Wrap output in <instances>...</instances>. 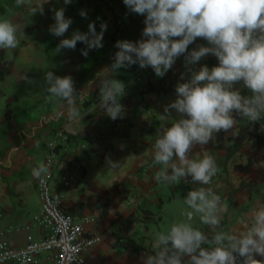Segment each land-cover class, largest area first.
<instances>
[{
  "label": "crops",
  "instance_id": "obj_1",
  "mask_svg": "<svg viewBox=\"0 0 264 264\" xmlns=\"http://www.w3.org/2000/svg\"><path fill=\"white\" fill-rule=\"evenodd\" d=\"M39 3L25 0L17 7L15 0H0V18H10L26 35L20 37L16 49L0 50V243L18 249L28 237H42L34 222L40 206L32 169L43 164L49 152L47 144L52 142L51 194L66 214L92 219L85 232L100 238L82 254L83 263L143 264V257L154 250L156 233L186 220L184 214L189 210L182 199L190 189L179 183L167 186L154 181L162 167L154 164L152 157L156 133L179 119L174 109L164 110L176 99L178 83L189 80L191 72L202 65L211 69L218 61L211 54L193 65L178 60L174 77H151L147 85L134 79L138 65L120 69L115 78L126 85V95L120 100L125 116L113 121L96 109L98 85L105 78V68L113 62L116 42L143 39L144 17L131 13L123 0H72L68 5L63 0H50L43 5V15L31 16L30 9ZM61 7L73 23L63 37H57L48 29L54 24L52 9ZM81 10L87 18L81 17ZM90 22H95L97 32L101 23L107 24L102 48L89 50L85 57L81 50L86 45L77 42L75 50L55 54L61 39L70 38L76 30L87 32ZM199 45L207 46L201 38L189 46L195 49ZM48 70L73 78L83 96L78 97L80 111L86 112L81 122L57 117L61 109L48 98L44 82ZM163 79L169 81L166 89L161 85ZM143 85L154 88L145 91ZM235 87L248 94L242 84ZM236 118L237 136L222 131L203 149L196 145L190 153L193 159L205 154L216 159L220 171L213 179V191L228 205L221 227L231 233L246 230L256 210L264 206V121L250 124ZM58 132L66 135L65 142L56 138ZM108 160L118 161L119 166L109 168ZM65 173L74 178L67 187L62 186ZM190 223L211 239L212 230L198 218ZM46 256H40L39 264Z\"/></svg>",
  "mask_w": 264,
  "mask_h": 264
},
{
  "label": "clouds",
  "instance_id": "obj_2",
  "mask_svg": "<svg viewBox=\"0 0 264 264\" xmlns=\"http://www.w3.org/2000/svg\"><path fill=\"white\" fill-rule=\"evenodd\" d=\"M46 3L50 0H40L30 9L31 16L43 15ZM63 3L68 5L72 0ZM24 4L25 0H15L17 7ZM123 4L131 13L143 16L145 26L143 39L116 42L118 50L113 62L105 68V78L99 82L96 109L111 120L125 116L120 100L126 95V85L115 78L120 69L132 65L141 69L151 67L162 78L181 55L185 56L186 65L198 63L209 54L218 61L211 69L202 65L191 72L189 80L178 83L176 99L164 110L168 113L174 109L179 119L156 133L152 157L154 164L162 167L154 181L174 186L190 177L191 182L201 187H194L183 197L182 202L189 209L184 214L187 219L173 222L167 231L156 233L154 250L143 257V264H264V259L255 258L264 257V206L256 210L246 230L239 233L223 230L221 220L228 205L211 188L203 187L220 171L217 161L212 155L205 154L199 159L190 155L194 146L203 149L217 133L237 136V116L250 124L264 121V0H123ZM52 11L54 24L48 30L63 37L73 21L65 17L63 7ZM79 14L87 18L84 10ZM106 30V23H101L97 32L95 22H90L87 32L74 31L70 38L60 40L54 52L75 50L77 42H81L86 45L81 55L87 57L89 50L103 47ZM20 37L26 35L19 25L10 18H0V50L16 49ZM197 38L206 41L207 46L199 45L189 51V45ZM44 82L48 98L61 109L57 117L81 122L86 112L80 111L78 97L83 96L75 88L73 78L57 76L48 70ZM237 84H242L248 94H242L235 87ZM108 164L111 169L119 166L118 161L108 160ZM47 173L45 164L32 169L37 178ZM196 218L212 230L211 239L190 223Z\"/></svg>",
  "mask_w": 264,
  "mask_h": 264
},
{
  "label": "built area",
  "instance_id": "obj_3",
  "mask_svg": "<svg viewBox=\"0 0 264 264\" xmlns=\"http://www.w3.org/2000/svg\"><path fill=\"white\" fill-rule=\"evenodd\" d=\"M118 24V22H117ZM193 50L189 46V51ZM185 61V56L181 55L176 61ZM175 61V62H176ZM176 75V68L173 67L165 74V77L172 78ZM143 76V77H142ZM157 77L151 67L141 69L137 66L135 81L148 84V79ZM143 85V90H145ZM161 85L164 89L169 87L168 79H163ZM56 138L60 142H65V134L58 132ZM48 155L43 161L48 168V173L37 178L35 191L39 200V213L34 217L35 224L43 232L38 240H31L29 237L21 248H12L4 243H0V264H39L40 256L47 255L43 264H84L82 254L100 242L96 235H89L85 232V226L92 222L87 217L73 218L66 214L61 208L60 201L51 194L50 181L53 170L54 143H48ZM77 167L74 168V171ZM215 177V176H214ZM213 177V179H214ZM73 176L65 173L62 178V186L67 187L73 181ZM213 179L209 185L203 187L213 190ZM182 187L192 190L194 187H201L191 182V178L181 180ZM27 227H24L26 229ZM7 230L6 232H8ZM122 243V240H117Z\"/></svg>",
  "mask_w": 264,
  "mask_h": 264
},
{
  "label": "trees",
  "instance_id": "obj_4",
  "mask_svg": "<svg viewBox=\"0 0 264 264\" xmlns=\"http://www.w3.org/2000/svg\"><path fill=\"white\" fill-rule=\"evenodd\" d=\"M153 88H154V86L148 85V86H146L145 91H150V90H152Z\"/></svg>",
  "mask_w": 264,
  "mask_h": 264
}]
</instances>
